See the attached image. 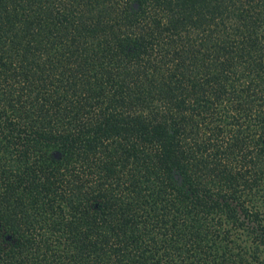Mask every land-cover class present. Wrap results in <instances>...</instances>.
<instances>
[{
    "label": "trees",
    "instance_id": "trees-1",
    "mask_svg": "<svg viewBox=\"0 0 264 264\" xmlns=\"http://www.w3.org/2000/svg\"><path fill=\"white\" fill-rule=\"evenodd\" d=\"M0 264H264V0H0Z\"/></svg>",
    "mask_w": 264,
    "mask_h": 264
}]
</instances>
